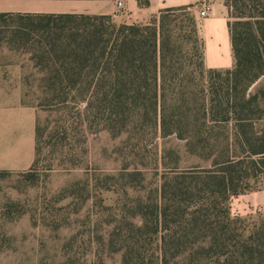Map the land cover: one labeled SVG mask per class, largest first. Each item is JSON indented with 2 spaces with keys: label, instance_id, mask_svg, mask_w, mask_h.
<instances>
[{
  "label": "trees",
  "instance_id": "trees-1",
  "mask_svg": "<svg viewBox=\"0 0 264 264\" xmlns=\"http://www.w3.org/2000/svg\"><path fill=\"white\" fill-rule=\"evenodd\" d=\"M226 6L236 64L206 70L202 52L195 65L202 84L183 56L190 37L170 15L189 8L163 11L145 24L117 23L111 15L0 13L10 47L29 54L41 74L42 105L75 115L84 138L102 131L126 136L119 150L134 163L106 176L102 188L123 190L127 203L98 221L111 228L107 244L97 234L110 253H122L121 264H264V217L231 212L232 199L264 174V127L257 128L264 117L250 93L264 76V0ZM195 32L200 42L197 22ZM49 129L37 120L34 168ZM63 129H51L49 137L67 138ZM168 137L186 142L192 166H182L173 148L155 163L145 161L154 140ZM153 164L164 171L160 185L148 189ZM80 189L74 184L57 198ZM78 239L65 243V264H79Z\"/></svg>",
  "mask_w": 264,
  "mask_h": 264
},
{
  "label": "rangeland",
  "instance_id": "rangeland-1",
  "mask_svg": "<svg viewBox=\"0 0 264 264\" xmlns=\"http://www.w3.org/2000/svg\"><path fill=\"white\" fill-rule=\"evenodd\" d=\"M158 15L160 13L132 22L145 24ZM170 15L171 20L175 19L172 24L190 37L183 56L192 61L197 82L201 83L205 79L199 67L195 66L203 52L195 32L198 14L196 10H180ZM114 19L117 23H129L126 18ZM0 69L4 71L6 91H19L21 103L34 107L37 120L50 125L39 166L25 171H0V264H65L63 247L75 234L79 238L75 244L79 251V264H121L122 253H110L107 246L98 243L97 234H103L107 244L111 228L101 229L98 221L102 217L109 219L115 210L127 203L123 190L115 192L102 188L106 176H118L126 162L134 163L125 149L119 150L126 136L113 137L108 131H102L88 133L84 138L75 115L42 105L41 74L34 68L29 54L10 47L3 28H0ZM250 93L257 95L258 116L264 117V76ZM63 127L69 128L67 138L49 137L51 129L62 130ZM263 127L264 118L257 121V128L261 130ZM152 146V152L144 155L149 163H155L156 155L166 148L178 151L184 167L196 162L187 153L186 142L176 137L157 138ZM163 171L155 164L147 170L148 189L160 185ZM250 181L251 188L240 195L264 190V174ZM74 184L81 187L80 194L58 200L57 196ZM147 191L141 193L147 194ZM87 195L90 199L84 203ZM134 195L137 193L129 190V196ZM233 216L251 217L258 221L264 217V210L257 209L245 216L235 213Z\"/></svg>",
  "mask_w": 264,
  "mask_h": 264
},
{
  "label": "crops",
  "instance_id": "crops-1",
  "mask_svg": "<svg viewBox=\"0 0 264 264\" xmlns=\"http://www.w3.org/2000/svg\"><path fill=\"white\" fill-rule=\"evenodd\" d=\"M123 2L129 23L171 9L189 8L198 14L204 66L209 70H230L236 59L226 0H0V13L111 15L116 19ZM209 1L211 11L200 17L199 5ZM0 69V171H25L36 158L37 110L21 103L19 91H6ZM264 210V190L234 197L232 214L245 216ZM233 214V215H234Z\"/></svg>",
  "mask_w": 264,
  "mask_h": 264
},
{
  "label": "built area",
  "instance_id": "built-area-1",
  "mask_svg": "<svg viewBox=\"0 0 264 264\" xmlns=\"http://www.w3.org/2000/svg\"><path fill=\"white\" fill-rule=\"evenodd\" d=\"M200 9V17L204 18L207 17L211 11V5L209 1H204L199 5ZM129 12L125 9V6L123 2H119V11H117L116 16L119 18H128L129 17Z\"/></svg>",
  "mask_w": 264,
  "mask_h": 264
}]
</instances>
